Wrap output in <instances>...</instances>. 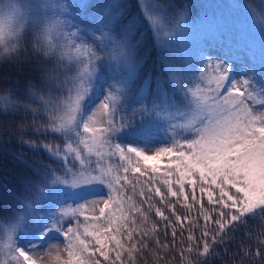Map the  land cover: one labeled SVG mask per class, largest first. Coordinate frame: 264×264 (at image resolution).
<instances>
[{"label":"snow or ice","instance_id":"1","mask_svg":"<svg viewBox=\"0 0 264 264\" xmlns=\"http://www.w3.org/2000/svg\"><path fill=\"white\" fill-rule=\"evenodd\" d=\"M254 2L257 9H264V0ZM135 3L139 14L136 9L128 10L129 0L96 4L44 0L35 5L27 0H0V60L23 71L33 52H43L49 57L47 64H54L36 65L42 74L46 115L37 108L31 115L40 120L31 125L25 123L26 116L19 125L6 120L11 127L0 129V143L18 142L31 150L42 147L59 159L61 152L65 157L61 170L38 157L31 163L16 157L30 174L18 189L19 195L0 185L13 206L0 212V240L11 253L0 264H37L30 253L52 241L63 245L67 254L63 264H100L93 258L99 255L108 261L113 251L120 260L123 243L118 234L127 230L123 206L132 199L127 196L126 200L124 191L129 167H123L122 174L117 169L113 175L99 160L86 164L83 153L93 150L101 159L118 156L131 165L133 174L148 176L146 183H154V177L162 175L168 197L187 201L191 189L193 204H200L204 221L200 233L203 253H197L204 256L200 264H210L213 248L225 242L228 232L246 218H264V47L257 64L246 38L258 34L264 40V13L240 4L243 26L239 22L223 26L207 17L190 21L186 8L172 3ZM87 9H91L87 16L79 18L81 10ZM145 30L162 52L177 36L186 39L191 45L187 62L177 69L161 54L159 67L149 69L138 55ZM29 37L32 50L27 47ZM237 62L239 72L234 71ZM22 107L29 113L27 103ZM3 114L8 115L7 109ZM161 126L167 137L164 146L154 150L121 139L152 144L158 141L151 130ZM25 127L31 128L27 140L24 134L17 137ZM44 134L62 138L63 148L41 144V137H50ZM77 139L83 149L73 147ZM73 152L79 166H71L67 160ZM61 171L62 176L57 174ZM94 182L106 186V196L89 198L70 210H46L45 206L51 208L60 197L58 186L74 189ZM140 195L146 201L152 198L143 192ZM154 195L165 201L160 187H155ZM205 196L207 209L201 203ZM130 209L141 212L135 204ZM78 210L98 215L81 220ZM156 215L166 219L159 208ZM56 233L61 238H55ZM131 237L129 232V240ZM187 239L191 251L192 242L199 238L189 235ZM25 241L27 247H21Z\"/></svg>","mask_w":264,"mask_h":264},{"label":"trees","instance_id":"2","mask_svg":"<svg viewBox=\"0 0 264 264\" xmlns=\"http://www.w3.org/2000/svg\"><path fill=\"white\" fill-rule=\"evenodd\" d=\"M86 1L88 4L108 2V0ZM121 2H126V0H121ZM137 2L142 3L143 0H137ZM151 2L172 3L179 8H186V15L189 20L207 17L219 20L223 26H230L235 24L236 20L239 21L242 17L241 14H243V9L237 7L240 4H247L253 11L264 13V9H257L254 0H151ZM132 9H136V14H139L135 0H129L128 10L131 11ZM90 10H83L82 15H80L81 19L85 18ZM27 47L29 50L34 47L30 37ZM189 53V47L182 48L172 45L162 52L146 30L141 37V45L138 49V55L145 60L149 69L159 67L161 54L164 55L168 64L179 69L187 62ZM48 60L49 57L43 52H40L39 55L33 52L31 60L25 65L23 71H17L9 62L0 60V129L11 127L10 124L5 123L6 120H14L19 125L20 118L24 116H26V124L31 125L33 120L39 121L40 116L33 117L31 115L32 109L39 108L40 114L46 115L42 107L44 101L41 99L43 95L41 88L42 74L36 65L47 64ZM47 66L53 67L54 64H47ZM5 99L8 103L5 102ZM25 103L30 106L27 114L22 107ZM5 109L8 112L7 116L3 114ZM13 113H16V115L14 116ZM21 134H24V139L27 140L31 134V128L25 127L23 133L17 132V137ZM44 135L50 137L48 140L41 137V144L50 143L53 147L60 146L63 148L64 140L62 138H59L56 134ZM121 139L124 142V138ZM155 141L158 142L148 145H144L140 140H131L129 143H135L142 147L164 146L161 140L155 139ZM16 157L28 160L29 163L32 159L38 157L57 170H61L63 164H65V157L62 152L59 159L42 147L31 150L20 147L18 142L0 143V185H5L10 192L16 195H19L18 189L24 187V180L30 174V170L20 165ZM161 163L164 164L167 161H161ZM132 164H135L134 158ZM123 167H129V184L124 190L127 194L125 199L127 200V196H131L132 199L127 200V203L123 206L127 214V224L125 225L127 230L118 234V238H121L123 243V249L120 250L121 258L117 260L115 251H113L108 261L98 255L93 259H99L100 264H113V262L115 264H200L204 256H198L197 253H203L204 240L200 233L203 231L204 221L200 215V204H193L191 189L187 190V201L183 198L168 197L166 188L161 182L164 178L162 175L157 174L154 177V183H146L149 179L148 176L133 174L131 165H128L127 162H121L119 158L115 160L112 174H117V169L122 174ZM163 171L164 169L161 168V173ZM57 174L62 176V171ZM155 187H160L165 194L164 202H161L160 198L154 195ZM149 188L152 189V192H149ZM141 192L144 193L145 197L151 196V200L142 199ZM196 197L197 200L201 199L199 189L196 190ZM149 203L152 205L151 208H149ZM201 203L204 204L206 209L209 208L206 196L201 200ZM132 204H135L143 214L132 212L130 209ZM169 204L172 206L171 208ZM186 204L191 205V207H186ZM12 207L8 193L0 190V212H7ZM157 208L163 212L166 219H161L156 215ZM173 209H175V215L172 214ZM116 215H120V213L117 212ZM176 216L180 217L179 222H177ZM196 225L200 227H196ZM174 231L175 240H173ZM129 232L132 233L131 240L128 238ZM189 235L199 238L197 241L192 242L191 251H189L190 244L187 239ZM197 243L200 245L199 247L195 246ZM209 243H211V240ZM181 249H184V251L182 252ZM213 252L214 257L209 258L210 264H264V218L259 216L246 218L235 229L228 232L225 242L219 243L213 248ZM0 260L6 259L0 257Z\"/></svg>","mask_w":264,"mask_h":264},{"label":"rangeland","instance_id":"3","mask_svg":"<svg viewBox=\"0 0 264 264\" xmlns=\"http://www.w3.org/2000/svg\"><path fill=\"white\" fill-rule=\"evenodd\" d=\"M86 0H84L85 2ZM28 3L32 4H38L44 2V0H27ZM73 3H78L79 0H71ZM82 11V10H81ZM202 18L199 19H194L190 21H199ZM239 22L241 26H243V18L241 17L239 21L236 20L235 23ZM54 35V34H53ZM248 43L251 45L254 53L256 54L257 57V64L261 63L262 59V47H264V40L261 39V37L258 34H251L248 35L247 37ZM200 39V38H198ZM172 46H179L182 48L189 47L191 48V45L189 42H187L186 39H181L179 36H177L175 39L171 41ZM234 71L239 72L240 67L239 63L237 62ZM95 103V100L93 101ZM98 127L101 125H97ZM152 133L154 135V138H158L162 141L167 137V132L165 131V128L161 126L159 129L153 128ZM86 138V137H85ZM124 138L125 143H129L131 141L130 138L128 137H122ZM79 147L80 149H83V145L79 144V139H77L73 143V147ZM147 148H151L154 150L155 147L152 146H144ZM105 151H107L105 149ZM63 153V152H62ZM75 152L71 153L67 158L68 161L72 164L71 166H79V160L75 159ZM119 157H108L107 155L104 156L103 159L100 157H97L95 154V150H93L91 153L84 152L83 153V159L85 160V163L87 164L88 162L95 163L96 161H100L101 164L105 165L107 168H110L112 170V173L114 172V164L115 160L118 159ZM64 163V162H63ZM65 167V164H63V168ZM61 188V195L58 198L57 201L53 202V205L51 208L46 207V210L49 212H58L60 210V207L65 208V209H72L76 208V205L81 203L82 201H85L89 198H95V197H104L106 196V186L102 183H89L77 188H69V187H62L58 186ZM118 200L120 198L116 197ZM83 203V202H82ZM87 208H91V204L86 205ZM79 211V210H78ZM115 211V209L113 210ZM79 214L81 216V220H83L84 216H93V215H98V212L93 213L92 211H79ZM75 223V221H73ZM55 238H61L59 233L55 234ZM35 243V241H31ZM28 241H25L20 244L21 247H27ZM30 255H33L34 259L36 260L37 264H63V261L67 259V254L63 249V245L59 244L57 241H52L50 242L49 245L45 246L43 249H37L36 252L30 253ZM99 256V255H98ZM0 257L4 259H10L11 258V253L8 251V248L5 246V242L3 240H0Z\"/></svg>","mask_w":264,"mask_h":264}]
</instances>
